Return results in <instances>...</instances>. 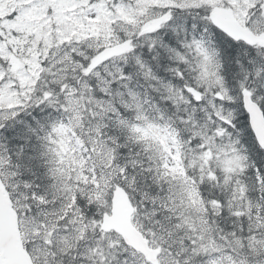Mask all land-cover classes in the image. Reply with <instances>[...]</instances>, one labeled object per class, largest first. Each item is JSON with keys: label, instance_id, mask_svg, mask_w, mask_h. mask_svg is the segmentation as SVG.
<instances>
[{"label": "snow or ice", "instance_id": "1", "mask_svg": "<svg viewBox=\"0 0 264 264\" xmlns=\"http://www.w3.org/2000/svg\"><path fill=\"white\" fill-rule=\"evenodd\" d=\"M0 264H264V0H0Z\"/></svg>", "mask_w": 264, "mask_h": 264}]
</instances>
